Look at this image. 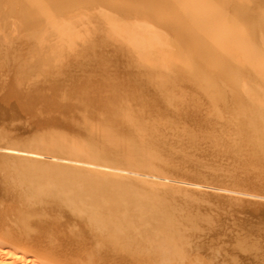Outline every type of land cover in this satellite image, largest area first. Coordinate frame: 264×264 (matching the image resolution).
I'll use <instances>...</instances> for the list:
<instances>
[{
    "label": "bare ground",
    "instance_id": "bare-ground-1",
    "mask_svg": "<svg viewBox=\"0 0 264 264\" xmlns=\"http://www.w3.org/2000/svg\"><path fill=\"white\" fill-rule=\"evenodd\" d=\"M0 264H264V0H0Z\"/></svg>",
    "mask_w": 264,
    "mask_h": 264
}]
</instances>
